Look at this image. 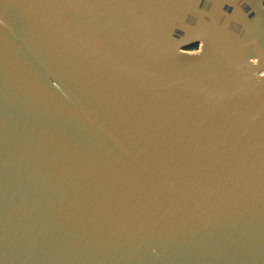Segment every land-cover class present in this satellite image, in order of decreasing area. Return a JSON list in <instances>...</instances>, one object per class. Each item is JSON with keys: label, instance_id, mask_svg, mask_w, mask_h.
<instances>
[{"label": "water", "instance_id": "1", "mask_svg": "<svg viewBox=\"0 0 264 264\" xmlns=\"http://www.w3.org/2000/svg\"><path fill=\"white\" fill-rule=\"evenodd\" d=\"M0 264H264V0H0Z\"/></svg>", "mask_w": 264, "mask_h": 264}, {"label": "rangeland", "instance_id": "2", "mask_svg": "<svg viewBox=\"0 0 264 264\" xmlns=\"http://www.w3.org/2000/svg\"><path fill=\"white\" fill-rule=\"evenodd\" d=\"M197 49V46L196 47H191L190 50H196Z\"/></svg>", "mask_w": 264, "mask_h": 264}, {"label": "trees", "instance_id": "3", "mask_svg": "<svg viewBox=\"0 0 264 264\" xmlns=\"http://www.w3.org/2000/svg\"><path fill=\"white\" fill-rule=\"evenodd\" d=\"M193 47H196V45H194Z\"/></svg>", "mask_w": 264, "mask_h": 264}]
</instances>
